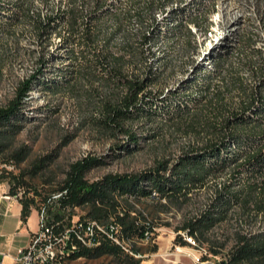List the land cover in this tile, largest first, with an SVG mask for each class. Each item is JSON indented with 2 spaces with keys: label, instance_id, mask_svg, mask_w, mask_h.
Listing matches in <instances>:
<instances>
[{
  "label": "trees",
  "instance_id": "16d2710c",
  "mask_svg": "<svg viewBox=\"0 0 264 264\" xmlns=\"http://www.w3.org/2000/svg\"><path fill=\"white\" fill-rule=\"evenodd\" d=\"M32 1L0 0V31L24 19L30 22L44 52L54 37L59 43L56 53L48 58L43 54L36 72L18 85L6 106L0 107V133L20 129L26 99L37 86L51 95L68 94L78 108L87 102L94 132L121 140L117 150L126 152L139 148L140 140L146 137L137 132L138 126L191 118L206 106L209 96L221 105L223 90L211 92L216 78L228 86L226 90L235 88L239 94L235 106L223 105L220 116L212 118L209 140L185 151L171 164L162 161L142 173L107 174L92 182L86 174L101 165L100 159L87 157L71 164L49 197L59 195L50 200L57 210L49 211L48 223L64 225V215L81 208L85 211L80 218L83 222L94 220L106 227L118 224L128 250L139 256L105 240L94 249L79 250L71 260L107 256L114 264H139L143 254L136 244L150 238L152 226L132 201L181 205L210 179L221 178L204 210L185 217L178 231L199 241L215 227L234 222L236 228L228 244L225 240L219 246L226 251L219 264H264V55L253 47V36L240 33L236 46L225 44L209 56L210 69H198L182 92L166 97L154 90L162 73L160 64L152 62L156 58L153 47L179 37L189 45L193 38L190 26L207 34L204 9L192 14V7L182 5V0L175 7V0H64V6L57 10L48 7L44 14H32ZM3 13H9V24L3 22ZM157 14L163 17L164 27ZM48 71L55 78L45 79ZM242 71H248L256 83L247 86ZM185 90L194 93L184 94ZM14 179L11 195L24 183L23 174ZM18 201L21 221L26 223L31 210L36 209L34 198Z\"/></svg>",
  "mask_w": 264,
  "mask_h": 264
},
{
  "label": "rangeland",
  "instance_id": "374dc122",
  "mask_svg": "<svg viewBox=\"0 0 264 264\" xmlns=\"http://www.w3.org/2000/svg\"><path fill=\"white\" fill-rule=\"evenodd\" d=\"M181 3L192 7V14L204 9L209 32L204 34L203 31H197L190 26L193 38L190 39L189 45L185 43L184 37H179L178 40L170 43L163 41L153 47L156 58L152 62L160 64L162 73L160 85L154 90H159L161 95L168 97L170 93L182 92L198 69H210L209 56L221 50L225 44L236 46L240 33L251 34L254 39L253 47L261 50L264 55V0L261 4L257 0H182ZM64 4V0H49L48 4L43 0H33L31 13L44 14L48 7L57 10ZM178 4L179 0L173 2L174 7ZM2 16L3 22L9 24V13H3ZM156 18L160 26L164 27L163 17L157 14ZM10 24L0 31V107L6 106L14 98L18 85L36 72L43 54L48 58L50 54L56 53L59 43L58 38L54 37L44 52L30 22L18 19ZM162 61L166 62V65H161ZM44 76L45 79L55 78L51 71L44 73ZM241 76L247 86L256 83L248 71H242ZM221 82L220 78L213 80L211 90L213 94L217 89L223 90L221 105L209 94L207 107L203 106L191 118L138 126L137 132L146 137L140 140L139 148L131 147L129 152L117 150L118 145L122 144L121 140H113L107 135L94 132L90 124L92 117L87 102H83V106L78 108L76 101L68 94L51 95L37 86L26 99V108L18 123L20 129L0 133V165L10 164L11 170L3 168L4 175L0 184L10 188L16 182L14 178L19 179L23 174L24 183L15 188L14 192L19 193L20 198H34L37 211L45 208L49 220V211L55 213L57 210L50 201L54 196L51 199L49 197L64 180L69 166L79 160L87 157L101 160L100 166L86 174V178L91 182L107 174L142 173L162 161L171 164L185 151L204 145L212 134V118L220 116L224 108L237 104L238 91L235 88L226 90L228 86L225 87ZM193 93L194 91L190 90L184 91V94ZM49 109H54V112H49ZM65 140L68 141L63 145ZM20 157L22 160L18 161ZM39 166L42 167L36 169ZM220 181L221 178L210 179L204 188L193 193L188 203L181 205L165 204L164 201L155 203L148 199L132 201L135 208L147 218L146 222L152 226L150 238L136 244L143 254L139 264H219L226 253L219 246L225 240L228 244L230 233L236 228L234 222L231 225L215 227L204 239L195 240L194 246L184 245V232L178 230L185 217L194 216L204 210L212 197L214 186ZM84 215L83 209L75 208L64 215V223L67 224L69 218L70 222H75ZM256 228L260 226L257 225ZM119 241L128 248L122 235L119 236ZM132 255L139 257L133 253ZM63 264L114 262L112 257L102 256L80 257L76 260H66Z\"/></svg>",
  "mask_w": 264,
  "mask_h": 264
},
{
  "label": "built area",
  "instance_id": "2783aa9c",
  "mask_svg": "<svg viewBox=\"0 0 264 264\" xmlns=\"http://www.w3.org/2000/svg\"><path fill=\"white\" fill-rule=\"evenodd\" d=\"M3 168L11 171L10 164L0 165V178L4 175ZM19 196V193L15 195L16 198H20ZM2 198L8 200L10 196L5 194ZM91 239H100L101 242L107 240L114 245H120L124 252L132 255V252L120 243L113 228L97 227L94 220L93 223H86L80 219L61 226L59 223L49 224L45 208H42L38 211L37 231L19 251L15 264H61L59 255H67L68 260H71L79 250L91 247Z\"/></svg>",
  "mask_w": 264,
  "mask_h": 264
},
{
  "label": "crops",
  "instance_id": "0c3cea01",
  "mask_svg": "<svg viewBox=\"0 0 264 264\" xmlns=\"http://www.w3.org/2000/svg\"><path fill=\"white\" fill-rule=\"evenodd\" d=\"M8 194L10 199H3ZM22 206L15 195L9 193L5 184H0V261L15 264L18 253L37 231L38 211L32 209L26 223L21 221Z\"/></svg>",
  "mask_w": 264,
  "mask_h": 264
},
{
  "label": "bare ground",
  "instance_id": "6f19581e",
  "mask_svg": "<svg viewBox=\"0 0 264 264\" xmlns=\"http://www.w3.org/2000/svg\"><path fill=\"white\" fill-rule=\"evenodd\" d=\"M86 223H93V221L88 220V221H86ZM96 226L97 227H105V228H113L114 233L116 234V236H118V238L121 235L120 226L116 223H111L110 225H108L106 227V226H102L96 222ZM183 236H184V240L186 241V243L188 245H191V246L195 245L194 239L192 237L188 236L186 234V232H184ZM100 244H101L100 239H91V247H89L88 249L96 248ZM66 260H68L67 255H59V263L63 264ZM197 261H199V260H197Z\"/></svg>",
  "mask_w": 264,
  "mask_h": 264
}]
</instances>
